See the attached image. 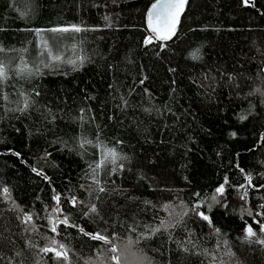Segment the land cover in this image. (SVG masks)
Here are the masks:
<instances>
[{
    "label": "trees",
    "instance_id": "1",
    "mask_svg": "<svg viewBox=\"0 0 264 264\" xmlns=\"http://www.w3.org/2000/svg\"><path fill=\"white\" fill-rule=\"evenodd\" d=\"M153 1L0 0V264H264V0Z\"/></svg>",
    "mask_w": 264,
    "mask_h": 264
},
{
    "label": "snow or ice",
    "instance_id": "2",
    "mask_svg": "<svg viewBox=\"0 0 264 264\" xmlns=\"http://www.w3.org/2000/svg\"><path fill=\"white\" fill-rule=\"evenodd\" d=\"M247 2H248V0H245V3H247ZM185 3H186V0H156V2L152 4L151 9L148 13V24H149L151 31L154 34H156V37L158 39L167 40V39L171 38V36L175 33L176 26L178 25L179 20H180V15L184 11ZM74 30L79 31L80 29L74 28ZM50 31H52V32H61V31L67 32V31H69V29H67V28H62V29L54 28V29H51ZM151 39H152L151 37L147 38L146 42H151ZM49 55H51L50 52H49ZM52 59L53 60H60L61 57L59 55H56V56H53ZM70 62L74 63V61H70ZM4 75H5L4 65L2 63H0V77H4ZM25 107H27V102L25 104ZM84 144H92V141L85 138V139H83L81 146H83ZM122 158L123 157H121L118 154V152L116 151L115 148H108V149L102 151V159L99 163H97L96 168L93 169V172L95 173L96 170L98 168H100L104 163L115 164L117 162V160L122 159ZM34 171H35V169H34ZM113 171H116V169L113 168ZM225 180L227 181V178H225ZM96 183H99V181H96ZM103 190H104L103 188L100 189V191H103ZM3 191L5 193H7L8 189L5 188ZM216 191L218 193H223V191H224L223 186L217 188ZM56 199L59 200V197H56ZM71 203L73 204V206L76 205L77 201H76L75 197L72 198ZM90 211H92V212L96 211L95 205L91 206ZM199 215L205 220L209 219V217L206 216L202 212L199 213ZM27 219L30 220L31 217H28ZM58 223H64L67 225L68 221L65 218L62 221L58 220ZM52 231L53 232L56 231L55 226L52 228ZM261 231H264V224L261 225ZM247 234L250 237L256 235V233L253 231L251 226H249L247 228ZM91 238L95 239V240L104 241L105 243L109 242L108 237L100 235V234L92 235ZM53 243H55V242H53ZM260 243H264V240H261ZM61 247H63V246H61ZM43 251H45V252L55 251V254L57 257H63L64 259H67L66 253L61 252V251H56L55 248H45V249H43ZM111 251L113 253H116L119 251V249L116 246H113L111 248ZM112 259L115 261V264H121V255H115L112 257Z\"/></svg>",
    "mask_w": 264,
    "mask_h": 264
},
{
    "label": "water",
    "instance_id": "3",
    "mask_svg": "<svg viewBox=\"0 0 264 264\" xmlns=\"http://www.w3.org/2000/svg\"><path fill=\"white\" fill-rule=\"evenodd\" d=\"M155 2H156V0L153 1V3H155ZM153 3H152V4H153ZM152 4L149 6V8H148V10H147V14H146V25H147L148 31H149L152 35H154V36L156 37V34H154V33L151 31V29H150V27H149V24H148V13H149V11H150V9H151ZM187 5H188V0H186L185 6H184V11H183V12L181 13V15H180V20H179L178 25L176 26L175 33L171 36V38H169V39H167V40H162V41H170V40H171L172 38H174V36L177 34V29H178V27L180 26V23H181L182 17H183L184 14H185V11H186V9H187ZM156 38H157V37H156ZM157 39H158V38H157ZM158 40H160V39H158Z\"/></svg>",
    "mask_w": 264,
    "mask_h": 264
},
{
    "label": "rangeland",
    "instance_id": "4",
    "mask_svg": "<svg viewBox=\"0 0 264 264\" xmlns=\"http://www.w3.org/2000/svg\"><path fill=\"white\" fill-rule=\"evenodd\" d=\"M183 209V205L181 204H174L168 206V214H167V220L166 224L170 223L172 219L175 218L178 212H180Z\"/></svg>",
    "mask_w": 264,
    "mask_h": 264
}]
</instances>
